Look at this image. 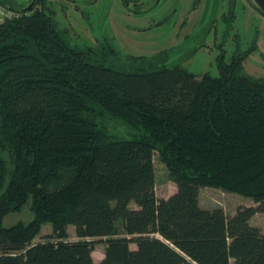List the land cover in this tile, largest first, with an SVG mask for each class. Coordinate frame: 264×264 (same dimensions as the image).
<instances>
[{"label":"trees","instance_id":"1","mask_svg":"<svg viewBox=\"0 0 264 264\" xmlns=\"http://www.w3.org/2000/svg\"><path fill=\"white\" fill-rule=\"evenodd\" d=\"M0 1L19 13L0 25V264H264L251 224L264 214V78L243 72L249 53L222 52L218 76L198 78L167 53L73 45L52 11ZM156 153L169 198L156 195ZM205 187L255 206L205 209ZM28 205L33 220L5 225ZM44 224L52 234L34 243Z\"/></svg>","mask_w":264,"mask_h":264},{"label":"rangeland","instance_id":"2","mask_svg":"<svg viewBox=\"0 0 264 264\" xmlns=\"http://www.w3.org/2000/svg\"><path fill=\"white\" fill-rule=\"evenodd\" d=\"M16 8H24L32 0H10ZM36 8L54 13L60 28L68 31L73 45L98 47L112 45L124 56L153 57L167 53L166 65L179 66L201 77L205 73L218 76L217 60L224 52L227 62L238 52L249 53L243 61V72L255 79L264 78V16L254 0H39ZM132 138L126 129H117ZM155 191L158 198H169L177 192L166 165L158 153L154 155ZM200 202L208 209L223 208L234 215L239 207L255 206L252 199L239 194L205 187ZM136 208L135 204H132ZM34 215L29 205L20 213L9 215L5 225L27 224ZM251 224L264 229V215L256 214ZM119 235L125 236L118 225ZM68 241H79L75 227H68ZM52 234V226L44 224L34 243ZM93 240V239H92ZM106 238L95 239L93 259H104ZM136 249L135 244H131Z\"/></svg>","mask_w":264,"mask_h":264},{"label":"built area","instance_id":"3","mask_svg":"<svg viewBox=\"0 0 264 264\" xmlns=\"http://www.w3.org/2000/svg\"><path fill=\"white\" fill-rule=\"evenodd\" d=\"M18 16V12L12 10L9 6L2 4L0 1V25Z\"/></svg>","mask_w":264,"mask_h":264},{"label":"water","instance_id":"4","mask_svg":"<svg viewBox=\"0 0 264 264\" xmlns=\"http://www.w3.org/2000/svg\"><path fill=\"white\" fill-rule=\"evenodd\" d=\"M257 10L264 16V0H254ZM38 3V0H33L29 5L22 8V12L28 13L32 11L36 4Z\"/></svg>","mask_w":264,"mask_h":264},{"label":"crops","instance_id":"5","mask_svg":"<svg viewBox=\"0 0 264 264\" xmlns=\"http://www.w3.org/2000/svg\"><path fill=\"white\" fill-rule=\"evenodd\" d=\"M200 204H201V202H200ZM201 206H202V204H201ZM203 207V206H202ZM203 208H205V209H208V208H206V207H203ZM264 215V214H263Z\"/></svg>","mask_w":264,"mask_h":264},{"label":"flooded vegetation","instance_id":"6","mask_svg":"<svg viewBox=\"0 0 264 264\" xmlns=\"http://www.w3.org/2000/svg\"><path fill=\"white\" fill-rule=\"evenodd\" d=\"M33 1V0H32ZM36 7V6H35Z\"/></svg>","mask_w":264,"mask_h":264}]
</instances>
